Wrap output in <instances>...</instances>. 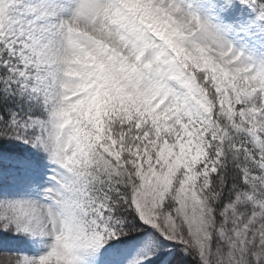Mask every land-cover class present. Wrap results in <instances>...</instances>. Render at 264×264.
I'll list each match as a JSON object with an SVG mask.
<instances>
[{
	"label": "snow or ice",
	"instance_id": "obj_1",
	"mask_svg": "<svg viewBox=\"0 0 264 264\" xmlns=\"http://www.w3.org/2000/svg\"><path fill=\"white\" fill-rule=\"evenodd\" d=\"M0 264H264V0H0Z\"/></svg>",
	"mask_w": 264,
	"mask_h": 264
}]
</instances>
